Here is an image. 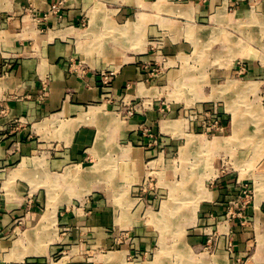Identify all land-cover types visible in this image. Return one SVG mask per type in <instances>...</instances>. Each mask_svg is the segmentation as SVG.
<instances>
[{
	"label": "crops",
	"instance_id": "0c3cea01",
	"mask_svg": "<svg viewBox=\"0 0 264 264\" xmlns=\"http://www.w3.org/2000/svg\"><path fill=\"white\" fill-rule=\"evenodd\" d=\"M54 2L58 0H0V256L12 260V264H43L55 254L61 257L52 264H109L107 256L111 252L116 253L111 257L114 264H152L158 252L152 253L154 247L144 243L150 231L144 224L151 227L148 218L174 215L164 186L158 178L153 179V172H160L157 169L165 166L162 157L178 154V158L188 159L193 153L191 148L195 152L202 146L201 141L217 137L220 141L216 139V144H209V140L204 144L214 161H201L197 168L206 179L211 166L219 169L226 159L230 161L229 156L232 160L227 150L240 153L244 145L241 147L238 141L231 144L232 148L226 146L234 134L226 106L221 112L228 127L222 135L203 134L194 127L180 136L183 129L170 123L181 132L156 134L161 143L174 145L119 150L118 141L139 138L142 140L137 143L141 144L148 139L142 134L129 135L136 119L130 121L133 125L125 124L116 112H108L115 106L106 97L126 91L128 99L147 97L148 73L144 66L163 58H181L162 77L163 84L168 83L169 76L172 85L191 88L190 72L198 70L190 69L201 70L207 81L205 87L212 81H222L225 70L236 69L237 65L208 64L203 53L210 51L197 50L194 41L200 44L209 39L214 30L204 23L210 21V12L228 3L233 6L230 21L253 19L264 29V0H64L58 10L52 8ZM221 21L216 22V26L220 23L219 29ZM234 47L237 53L238 46ZM189 53L201 55L202 64L196 62L198 67H190ZM250 63L249 73L258 87L255 99L264 100V62ZM105 71L113 73L111 88L103 86ZM196 83L198 80L195 86ZM184 97V102L192 104L191 95H187V100ZM213 102L216 100L212 98L196 99L192 111L210 109ZM257 113L245 114L251 117L246 122L243 114L239 124L234 119L235 133L245 126L241 129L244 135L250 132V140L260 141L263 127ZM151 114L150 121L161 122L158 115L162 113ZM161 127H168L166 121ZM191 132L197 140L188 136ZM181 137L187 138L185 146ZM261 142L264 144V139ZM236 157V162L232 160L234 166L229 168L230 181L221 189H211L208 203L199 211L195 206L194 222L188 231L191 240L181 241L182 248L193 246L200 252L205 224L212 225V229L224 228L220 220L227 206L220 200L226 201V194L236 193V183L247 179L242 168L246 161L240 155ZM254 163L256 172L264 171V156ZM168 165L165 180L171 177ZM217 176L208 177L207 181L212 179L208 185ZM191 183L196 197L199 183L196 178ZM183 186L172 183L171 199L180 198L175 197L179 187L186 194ZM121 187L129 188V194L121 193ZM31 194L33 204L29 205L35 211L27 214L25 204ZM258 198L256 209L248 214L255 226H263L264 209ZM161 207V212L155 214ZM25 215L23 228L17 221ZM240 221L235 218L231 224L234 252H225L222 240V257L211 258L217 260L216 264H235L245 256L248 245L245 234L240 233ZM197 259L200 261V257Z\"/></svg>",
	"mask_w": 264,
	"mask_h": 264
},
{
	"label": "rangeland",
	"instance_id": "374dc122",
	"mask_svg": "<svg viewBox=\"0 0 264 264\" xmlns=\"http://www.w3.org/2000/svg\"><path fill=\"white\" fill-rule=\"evenodd\" d=\"M60 1L61 0H58V2H54V4L52 5V8L54 10H58V8L61 5ZM54 5H58V7L55 8ZM232 9L233 6L229 5L228 3L227 6H223V8L220 7L219 10H213V12H210V14H212V17L211 19L209 18L210 21L208 23H204V24L213 27L211 29L214 30V33H211V35H209V39L207 41L205 39V43L204 40L203 42H200V44H198V41H194L196 42L195 46L197 50L200 51V50L208 49V51H210V54H206L205 50L203 53L204 58H207L208 64H213V65L215 64L218 66L219 63H222L223 65H227L228 63L233 62L234 64L237 65L236 69L225 70L226 73L222 78L223 79L222 81L215 83L212 81L211 83L212 85L210 84V86L205 87L204 83H207V81L205 82V80H203L201 70L190 69L191 71L198 70V71L190 72L191 88L187 86L182 87L181 84L172 85L169 82L170 80H172V78H170L169 76H168L169 79H166L168 80V83L163 84L162 77L163 76L166 77L168 73V69L171 68L170 66L176 64L177 61L181 60V58H163L160 59L161 62L155 60L154 62H149V64L144 66L145 70L148 73V76L146 77L147 90L145 91L147 97H142V99H139V97H137V100L136 98L128 99V96H126L127 91L111 97H106V100L110 104L115 106L114 109H110V110L108 109L107 111L111 113L116 112V115L121 119L122 122H125V124H130V123L132 124V122L130 121L136 119L135 122L133 123L136 124L134 125L133 130L129 135L142 134V136L145 135V138L148 139L147 141H145V143L142 142L141 144L137 143V141L142 140L139 138L134 140L127 139V140L118 141L117 148L120 150L123 148L131 149L134 146L152 147V145H156V146L164 145L165 147H168L170 145H174L173 142L166 144L161 143L162 139H159L156 134V133L181 132V131H176L172 126H169L170 123H177L178 124L177 128L180 127L183 129L182 133H178L180 136L185 135L188 131H193L194 127L196 129L199 127L201 131H204V125L207 126L209 124H213L218 119L214 117L213 116L214 113L211 112L210 114L205 116V124L203 123V121H199L197 118L201 116L202 112L192 111L194 108L192 107V105H194L196 99L205 100L207 98H212L213 100H216V102H213L211 104L213 105V107L210 109L212 111L214 109H217L219 116H221V112H220L221 108H225L227 106L230 111V119H232V128L234 134L232 138H230V143H228L226 146L232 148L234 146H232L231 144H237L238 141L241 143V147L242 145H244V148L240 150V153L234 154L238 150H233V149L227 151L230 155H232V160L233 161L235 160V162L237 160L236 156L239 155L242 156L243 159H245L247 165L243 166L242 168L244 171L243 172L244 177L247 179H244L243 181L250 184L251 190H253V196L250 202L248 203V205L244 208V213L242 214V217L245 214L246 218H242V217L239 218L241 220L240 227H242L240 233L245 234L246 245H248L247 246L248 248L245 249L244 251L245 256L240 257L235 264H264V258H263L264 257V225L259 226L257 224L255 226L253 221L249 218L250 214H248L249 210L254 212V210L256 209L255 204L257 200H259L258 197L261 198L260 204H262L261 207L264 209V188H263L264 171L261 173L256 172L255 163H254V161L257 158L264 156V144L263 142H261V140L264 139V103H263L264 100L255 99L254 92H257L258 87H255L256 85L253 84L252 81L254 79L252 78V75L249 73L250 67L252 65L250 62L252 63L254 62L258 63L259 61L264 62V29L260 28L261 27L260 24L254 25V23L252 22L253 19L247 21L248 18H246L247 20L243 19L238 23L230 21L229 16L233 12L231 11ZM256 12H258V10H256L255 13ZM192 13H193V17H195L193 11ZM216 15H218V17ZM222 19H223V21H221L222 29H219L220 26L218 25L220 23L217 24L218 26L217 27L216 22L217 20L220 21ZM216 32L219 37H217ZM221 38H223V40H221ZM234 45L238 46L237 53L234 52L235 51ZM196 62L202 64L201 55L199 54L191 55L189 53V66L192 68L195 66L198 67L196 65ZM217 73L218 72H214V75ZM112 76H113L112 72H106V71L102 72V80H103L102 82H104L103 86H106L108 88L112 87L110 86V84L112 83ZM191 76L194 77L195 80L192 79ZM156 78H158L159 80L154 82L152 79H156ZM197 80L198 83H196L197 85L195 86L194 82ZM126 90H128V86L126 87ZM234 90H236L237 92ZM184 95L186 96V100H187V95L188 96L191 95V102L193 101L192 104L188 102H184L185 100ZM223 99H225L226 101H224ZM247 106L250 108H255V110H257L258 112L256 115L257 118H262L260 126L263 127V129L261 132L262 138H260V141L254 139L250 140L248 136L250 132L249 133L246 132L247 135H244L245 131L242 132L241 129L246 128L245 126L244 127L241 126L237 128L239 133L237 134L235 133L236 131V129L234 128V124H236L234 123L235 109L237 110L239 109L241 111L244 110ZM245 110L244 112H247ZM152 112L154 113L159 112L163 114L162 116L158 115V118H160L161 120L160 123L155 124V122L150 121L148 119L149 116L152 115L151 114ZM244 112H243L244 118L242 115V118L245 119L244 122H246L247 120L250 121L251 117H249V115L246 117L245 114L247 113ZM147 119L149 121H147ZM165 121L168 127L162 129L161 123ZM103 132L105 131L103 130ZM192 134L193 133L191 132V134L188 136L189 137L192 136L197 140L198 139L197 136L195 137ZM185 138L181 137L180 139V141H182L183 146H185V144L187 143V138L186 140ZM208 138H209L208 139L209 144H216L217 140L220 141V139H218L217 137L216 138L208 137ZM239 139H243L244 141H240ZM208 140L206 139L204 141H201L200 144L202 146H200V148L197 149L195 152L191 148L190 151L193 153H191V156L188 157V159H182L180 157L178 158L177 157L178 154H171L170 156L164 155V158L162 157V162L163 161L165 162V166L163 168L159 167V169H157L160 170V172H153V175L155 176V177L153 176L154 177L153 179L158 178L162 186H164V188L163 187L162 188L165 189V192L168 194L167 202L169 203L170 211H173L174 215L173 216L171 215L172 217L171 218L169 217L164 222L161 221V217L148 218L147 224H150L151 227H148V225L144 224L146 228H150L149 237H148L149 239L148 241H144V243H149L152 245V247H154L152 253L155 250L156 252H158L157 258L152 264H216L217 260L216 261L211 260V258H214V256L216 255L222 257V253L219 252V250L221 249L220 243L223 240L222 239L223 235L220 232H225V228H223L222 230L220 229L218 231V229H212L210 227L212 225L210 224L208 225L205 224L203 226V228L205 229L203 232L202 242L199 244L200 252L197 251L199 249L193 246L190 248L181 247V241L185 242L188 240V242H190L191 240L189 233L190 232L189 226L192 225L194 222L195 213H196L194 210L195 206L197 205V210H198L201 206H204L206 203H208L207 198L211 194L210 192L211 189L214 188L221 189L225 186L224 184L229 180V178L227 177L230 173L229 168L234 166L232 164L233 162L230 156H229V160L231 162L228 161V159H226V161H224V163L219 167V169H217L215 165L211 166L212 168L209 171L210 176H214V175H219V176L215 177L216 178L215 181L209 183L210 185L209 186L208 181L210 182L212 179L209 178L208 181L206 179L210 176H208L205 179L204 174L200 175L197 172V168L201 161H205V160L210 161L211 159L214 161V156L211 154L210 151H208L207 146L206 147L204 146L205 142ZM166 157L167 160L165 159ZM87 159L90 160V158ZM195 163H197V165H195ZM168 164H170V166ZM166 165H168V168L171 171L170 174L171 177L167 180H165L164 178L165 177L164 174L167 173ZM154 168H152V170ZM217 170H219V172ZM199 172L202 173V170H200ZM194 178H196L197 183H199L200 181V185L196 184L197 187L199 188L196 189L197 192L196 197L195 195L193 196L194 189L192 187V183L189 185V182L192 181ZM183 179L185 180L184 181L185 184L184 182H182ZM173 182L174 183L176 182L178 184L181 183L182 185H184L183 187L185 188H183L182 191L186 193L183 194L182 192H180V188L182 187H179V190L177 191L178 194L175 195V197L177 196L180 198H176L174 200L171 199ZM236 189H238L237 183H236ZM121 193H123L124 195H128L129 188L121 187ZM194 194L196 193L194 192ZM235 195H237L235 192L226 194V196H229L228 199L226 201L224 199L220 200V202L225 204V207L227 206L226 210L228 208V205H230V201L234 199L233 196ZM29 203L33 204L32 194L29 195V198L27 199L25 204L27 207L26 209L27 214L28 212L35 211V208L29 205ZM118 206L119 204L116 205L117 208ZM110 207L113 208V205H110ZM161 210L162 207L159 210H157L155 214H159ZM44 212L45 210L43 211V213ZM43 213H42L43 215L42 218L43 217L45 218L46 216H44ZM26 219H27L26 215L20 217L17 221V225H19L20 227L23 226ZM160 221L162 222V224ZM23 228H26L25 225ZM168 229L169 231H167ZM114 238L116 237L114 236L113 239ZM247 242H249V244H247ZM80 244H82V241L80 242ZM211 244L215 247V249H213V246H209ZM112 249L113 248H110L109 250ZM1 251H3V247H0V254H2ZM42 251L43 253L45 252V250ZM104 251L105 252L103 253H107V250ZM226 251L227 250H225V252ZM233 252H231V254ZM110 253L108 252L109 255L107 256L108 258L107 261L109 262V264H114L116 261H114L115 259L111 257H113L116 253H112V254ZM60 257L61 255L55 254L51 258H48L43 264H49V263L52 264L54 262H57V260ZM197 257L198 258L200 257V261H197L198 260ZM121 259L123 260V257H121ZM223 260L224 259H221V263L223 262ZM11 261L0 256V264H12Z\"/></svg>",
	"mask_w": 264,
	"mask_h": 264
},
{
	"label": "built area",
	"instance_id": "2783aa9c",
	"mask_svg": "<svg viewBox=\"0 0 264 264\" xmlns=\"http://www.w3.org/2000/svg\"><path fill=\"white\" fill-rule=\"evenodd\" d=\"M63 1L64 0H61L60 4H62ZM54 7L56 8L58 7V5H54ZM26 9L31 10V8H26ZM44 89L46 88L44 87ZM211 112L214 113L213 116L216 117L218 120H216V122L213 124H209L207 126L204 125V131H202V133L203 134L207 133L208 135L211 136L224 134V132L228 127V122L227 119L224 118V115L222 114L221 110H220L221 116H219L217 109H214L213 111L211 109H206L197 119L199 121H203V123L205 124V116L210 114ZM237 186H238V189L236 190L237 195L233 196L234 199L230 201V205H228L226 213L224 214L223 217H221L220 220L222 227L225 228V232H220V233H222L223 235L222 239L224 241L225 248L230 253L233 252L234 249V245H233L234 231H233V227L231 226L232 221L235 218L242 217V214L244 213V208L248 205V203L250 202L253 196V190H251V186L247 182L238 181ZM242 218H246V215L244 214ZM219 230L220 229H218V231ZM209 246H213V245L211 244ZM214 246L213 249H215Z\"/></svg>",
	"mask_w": 264,
	"mask_h": 264
},
{
	"label": "bare ground",
	"instance_id": "6f19581e",
	"mask_svg": "<svg viewBox=\"0 0 264 264\" xmlns=\"http://www.w3.org/2000/svg\"><path fill=\"white\" fill-rule=\"evenodd\" d=\"M260 24V23H259ZM255 25V24H254ZM261 28V27H260ZM262 29V28H261ZM234 91H236V90H234ZM237 92V91H236ZM230 94V93H229ZM246 109V110H245ZM244 110L245 111H247V112H244V110H237V109H235L236 110V113H235V119H236V123L237 124H239V123H241L242 122V115H243V112L244 113H251L252 114V116H253V113H255V109H253V108H250V107H246ZM101 111H103V110H101ZM249 115V114H248ZM94 116V115H93ZM96 116V115H95ZM102 117V116H101ZM106 117V116H105ZM107 118V117H106ZM96 119V118H95ZM111 120V119H110ZM100 121V120H99ZM101 123V122H100ZM236 124V125H237ZM112 125V124H111ZM114 128V127H113ZM106 130H108V129H106ZM101 133H103V132H101ZM108 133V132H107ZM105 135V134H104ZM108 135V134H107ZM251 136V135H250ZM106 137V136H105ZM100 138V137H99ZM113 139V138H112ZM112 139H111V141H112ZM102 140V139H101ZM108 143H110V142H108ZM103 144V143H102ZM107 144V143H106ZM99 146H101V145H99ZM105 147V146H104ZM98 154V153H97ZM100 155V154H99ZM103 155V154H102ZM125 155V154H124ZM127 155V154H126ZM124 157V156H123ZM206 164V163H205ZM92 171H93V169H92ZM92 171H91V173H92ZM199 185H200V182H199ZM264 188V187H263ZM262 188V189H263ZM169 207V206H168ZM167 213V212H166ZM169 217H171V214L170 215H164L162 218H161V221L162 222H164V221H166ZM182 232V231H181ZM179 233V232H178ZM261 244V243H260ZM262 245H263V243H262ZM260 248V247H259ZM263 253V252H262ZM260 256V255H259ZM258 256V257H259ZM264 258V257H263ZM258 261H259V259H258Z\"/></svg>",
	"mask_w": 264,
	"mask_h": 264
}]
</instances>
